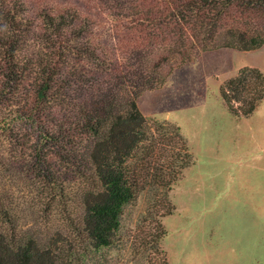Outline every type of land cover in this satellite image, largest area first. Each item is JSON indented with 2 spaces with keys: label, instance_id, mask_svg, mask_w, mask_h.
Wrapping results in <instances>:
<instances>
[{
  "label": "trees",
  "instance_id": "obj_1",
  "mask_svg": "<svg viewBox=\"0 0 264 264\" xmlns=\"http://www.w3.org/2000/svg\"><path fill=\"white\" fill-rule=\"evenodd\" d=\"M263 44L264 0H0V146L26 162L0 160L46 199L35 228L0 184V264H169L161 218L194 157L180 126L137 100L204 51ZM220 95L249 115L264 72L240 67ZM143 193L166 209L150 205L153 231L139 226L129 243L125 211ZM119 242L128 257L108 261Z\"/></svg>",
  "mask_w": 264,
  "mask_h": 264
},
{
  "label": "rangeland",
  "instance_id": "obj_2",
  "mask_svg": "<svg viewBox=\"0 0 264 264\" xmlns=\"http://www.w3.org/2000/svg\"><path fill=\"white\" fill-rule=\"evenodd\" d=\"M245 65L264 72V44L249 51H204L137 100L143 114L179 125L194 157L169 192L175 209L161 218L169 264H264V97L249 115L235 116L220 95L221 84ZM10 151L7 142L0 146L4 163L26 162V152L12 158ZM2 161L0 184L13 191L25 221L43 225L45 195L19 165L7 171ZM153 203L166 209L160 197L145 193L127 207L129 243L139 226L153 231L157 216L143 220ZM129 243L105 249V258L128 257ZM144 254L158 259L151 248Z\"/></svg>",
  "mask_w": 264,
  "mask_h": 264
}]
</instances>
